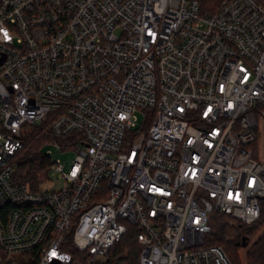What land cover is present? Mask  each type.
<instances>
[{"label": "built area", "instance_id": "1", "mask_svg": "<svg viewBox=\"0 0 264 264\" xmlns=\"http://www.w3.org/2000/svg\"><path fill=\"white\" fill-rule=\"evenodd\" d=\"M3 57L0 264H109L132 229L139 264H233L206 238L262 214L264 0H0ZM31 124L72 138L60 190L15 180Z\"/></svg>", "mask_w": 264, "mask_h": 264}, {"label": "trees", "instance_id": "2", "mask_svg": "<svg viewBox=\"0 0 264 264\" xmlns=\"http://www.w3.org/2000/svg\"><path fill=\"white\" fill-rule=\"evenodd\" d=\"M28 133L25 140L27 147L21 152L16 160L15 180L27 184L33 190L41 188L49 175L51 158L44 152V147L52 139L62 144L72 141L71 137H57L50 133L40 131V126L31 124L27 126ZM39 133V134H38ZM37 135V136H36ZM261 217L253 224L245 226L240 221L228 215H215V219L223 222L207 235L206 244L221 245L227 252L233 264H264V229L256 239L248 246L245 252L244 261L240 260L239 252L244 236L251 240L253 235L264 226V201H262ZM229 220V222L224 221ZM140 246L135 239L134 229H132L124 239L115 246L110 254L109 264H139Z\"/></svg>", "mask_w": 264, "mask_h": 264}, {"label": "rangeland", "instance_id": "3", "mask_svg": "<svg viewBox=\"0 0 264 264\" xmlns=\"http://www.w3.org/2000/svg\"><path fill=\"white\" fill-rule=\"evenodd\" d=\"M136 116H137V127H134V129H138L140 127V124L143 122L144 120V113L141 110H138L136 112ZM44 152L47 154L52 155L53 159H61L63 161V163H65L66 168L69 167L71 161L73 160V158L76 155V151L74 149H69L68 151L64 152L62 149H60L59 147H57V145H55L54 143H49L44 147ZM64 182L63 179L58 178L57 176H53L50 175L48 176V179L44 182L41 183V190L43 191H54V190H60L63 186ZM229 222V220H224ZM236 222L238 220H235ZM223 222V220H219V219H215V217H212L211 219V225H212V230L215 229L217 227V224L220 225ZM245 226H249V224H245ZM264 229V226L262 228L259 229V231L257 233H255L253 235V237L251 238V240L249 241V245L256 239V237L262 233ZM247 247H243L241 248L240 252H239V257L241 261H244L245 259V252H246Z\"/></svg>", "mask_w": 264, "mask_h": 264}, {"label": "water", "instance_id": "4", "mask_svg": "<svg viewBox=\"0 0 264 264\" xmlns=\"http://www.w3.org/2000/svg\"><path fill=\"white\" fill-rule=\"evenodd\" d=\"M5 57L0 58V65L4 62ZM264 199V197H263ZM250 238L248 236H244L241 241L242 247H247L249 244Z\"/></svg>", "mask_w": 264, "mask_h": 264}]
</instances>
